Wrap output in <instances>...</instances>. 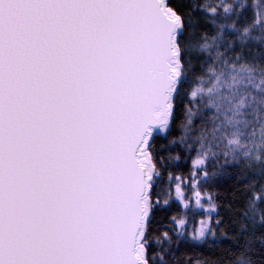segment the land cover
<instances>
[{
  "label": "snow or ice",
  "instance_id": "1",
  "mask_svg": "<svg viewBox=\"0 0 264 264\" xmlns=\"http://www.w3.org/2000/svg\"><path fill=\"white\" fill-rule=\"evenodd\" d=\"M0 264H264V0H0Z\"/></svg>",
  "mask_w": 264,
  "mask_h": 264
}]
</instances>
